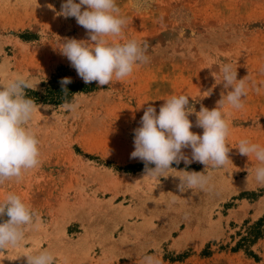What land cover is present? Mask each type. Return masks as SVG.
Listing matches in <instances>:
<instances>
[{"label": "rangeland", "instance_id": "374dc122", "mask_svg": "<svg viewBox=\"0 0 264 264\" xmlns=\"http://www.w3.org/2000/svg\"><path fill=\"white\" fill-rule=\"evenodd\" d=\"M64 2L0 0V85L20 74L38 83L27 96H42L62 68L85 84L58 49L64 38H90L74 17L59 15ZM116 4L127 27L122 37L107 39L146 42L149 61L123 80L88 83L73 95L79 103L74 112L34 97L38 105L51 106L41 107L30 123L41 163L19 182L0 185V202L10 192L19 195L39 213L40 227L26 229L20 246L0 252V264H27L25 255L40 250L53 253L54 264H142L145 255L161 264H264V236L250 232L264 218V186L254 178V154L241 155L237 148L241 139L264 147V0ZM225 63L237 68L248 89L242 109L227 103L222 109L231 161L207 169L182 161L168 177L146 176L144 162L131 158L144 110L150 104L158 114L164 99L190 96L191 131L202 135L195 112L201 105L216 107L221 93L231 90L219 83ZM182 151L191 158L190 148ZM178 171L204 172L209 184L180 193Z\"/></svg>", "mask_w": 264, "mask_h": 264}, {"label": "clouds", "instance_id": "9594fccd", "mask_svg": "<svg viewBox=\"0 0 264 264\" xmlns=\"http://www.w3.org/2000/svg\"><path fill=\"white\" fill-rule=\"evenodd\" d=\"M51 7V6H49ZM82 8L84 10H82ZM59 15L74 17L78 25L87 30L88 40L64 38L62 47L58 48L62 56L66 57L75 68L78 76L85 84L98 82L104 86L120 81L133 74L134 70L148 63V44L135 39L125 43L111 42L108 37H122L127 27V18L121 15L116 0H65L61 5ZM185 32L180 30L179 36ZM225 90L231 88L227 95L221 93L222 99L217 106L209 110L201 105L195 112V126L203 129L199 135L191 131L193 122L189 116L194 108L189 107L187 95H173L164 99L159 113L149 104L141 117V126L134 130V147L131 158L139 159L145 164L146 176L157 179L168 177L167 173L173 164L179 165L182 161L187 165L199 162L209 167L219 168L227 165L230 148L226 141L230 134V125L226 114L222 111L225 103L233 109L244 107L243 100L247 97L246 79L237 78V68L231 63H225L220 69ZM72 82L70 77L61 80L66 86ZM217 82V81H216ZM217 83V84H219ZM38 83L17 74L6 84L0 85V185L5 181L19 182L23 175L41 163L39 139L30 127L34 113L41 107L33 98L27 96V90H36ZM66 92L67 88L64 87ZM259 92V89H256ZM210 95V92H208ZM207 95V96H208ZM61 107L66 111L74 112L79 107L78 101H65ZM191 149V158L182 151ZM241 155L255 156L258 167L255 169V181L264 186V147L252 143L248 139H241L237 147ZM155 167L149 168L148 165ZM177 185L180 193L195 188L204 189L210 177L204 172L178 171ZM173 176V175H172ZM8 219L0 222V252L9 247L16 248L25 239L26 229L39 230V213L33 210L22 198L14 193H8L0 202V217ZM27 264H54L55 256L48 250L25 255ZM142 264H161L154 255H145Z\"/></svg>", "mask_w": 264, "mask_h": 264}, {"label": "trees", "instance_id": "16d2710c", "mask_svg": "<svg viewBox=\"0 0 264 264\" xmlns=\"http://www.w3.org/2000/svg\"><path fill=\"white\" fill-rule=\"evenodd\" d=\"M65 77H69L68 73L65 68H62L58 74L54 76V78L51 80L46 93L44 95H40L38 92H30L33 96H28L30 98H33L36 96L39 100H44V101H50L56 104H62L65 101L71 100L73 95L76 92L79 91H86L87 89V84L83 83H75L73 80L70 84L66 86L61 85V80ZM66 87L67 91L64 92L63 88ZM35 100V99H34ZM264 225V218H262L256 226L253 227V229L250 230L252 231L255 235L253 237H262L264 236V231H262L261 226ZM244 240H247L245 238Z\"/></svg>", "mask_w": 264, "mask_h": 264}, {"label": "bare ground", "instance_id": "6f19581e", "mask_svg": "<svg viewBox=\"0 0 264 264\" xmlns=\"http://www.w3.org/2000/svg\"><path fill=\"white\" fill-rule=\"evenodd\" d=\"M140 176V175H139ZM142 176V175H141ZM140 176V177H141ZM139 178V177H138ZM147 178V177H146ZM120 179V178H119ZM134 179V178H133ZM137 179V178H136ZM124 180H128L127 178L126 179H124ZM132 181V180H131ZM131 184V183H130ZM129 185V184H128ZM243 186V185H242ZM130 187V186H129ZM243 188V187H242ZM125 188H123V190H124ZM128 190V189H127ZM237 190H238V188H237ZM126 191V190H125ZM63 204V203H62ZM86 204V202L84 203V205ZM83 205V204H82ZM81 206V205H80ZM87 207V206H86ZM88 208H90V207H88ZM87 208V209H88ZM84 209H85V207H84ZM76 211H78L77 209H76ZM80 212H82V210L80 211ZM80 212H79V214H80ZM71 213V212H70ZM76 214V213H75ZM135 214H138V213H135ZM77 215V214H76ZM139 215V214H138ZM141 216V215H140ZM61 222V221H60ZM143 222H145V221H143ZM143 224V223H142ZM141 224V225H142ZM146 227V226H145ZM133 230V229H132ZM88 233H90V231L88 230ZM186 233V232H185ZM86 234H87V231H86ZM187 235V234H186ZM186 235H185V237H186ZM85 236V235H84ZM184 238V237H183ZM188 238H189V236H188ZM184 240V239H183ZM180 241H181V239H180ZM121 242V241H120ZM181 243V242H180ZM84 245V244H83ZM50 246V245H49ZM54 246V245H53ZM53 246H51V247H53ZM181 246H183V245H181ZM178 247V246H177ZM52 249V248H51ZM72 253V252H71ZM80 256V255H79ZM71 264V263H70Z\"/></svg>", "mask_w": 264, "mask_h": 264}]
</instances>
